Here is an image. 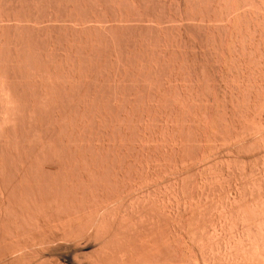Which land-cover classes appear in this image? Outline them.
<instances>
[{
    "label": "bare ground",
    "instance_id": "obj_1",
    "mask_svg": "<svg viewBox=\"0 0 264 264\" xmlns=\"http://www.w3.org/2000/svg\"><path fill=\"white\" fill-rule=\"evenodd\" d=\"M29 1L31 2L32 7L34 6V9L32 8V10H34V11H32V12H34V14L36 12H40V14H41V12H45V9L50 7V5H49L50 2H49V4H47V3H45L46 0H0V146H1L0 150L2 149L1 152H3L5 154V156L2 157L4 154L0 153L1 154L0 155V158H1L0 159V252H2V253H0V255H2L4 252L5 256L7 254H10L11 256L15 255L16 256L15 258H18L17 255H19V253H21L22 250H23L22 253H24V251H25L24 249L28 245V243H30L31 241L38 240V239L40 240L41 237L46 235L52 229L53 230L54 229L57 230L59 228L64 229L63 227H65V226H70V228H71L72 225H74L73 223H76V222L78 223L79 221L84 222L83 219L86 218V220H87V217H90L91 219H93L94 215H95L94 220L96 222H99V221H97L99 219L96 220L99 213L102 212V209H104L103 211H105V209H106V208H104L105 206H107V208H108L109 204L112 205V202L113 203L115 202L113 200L117 201V199L124 197V194L126 192L131 193L133 190L135 191L136 188H138L140 185H143L144 183L147 184V182L149 183L150 181H153L154 179H156V177H155L152 180L153 176H157V175H159V173L164 172V170L169 169L171 167L170 165H172V163H174V164H176V162L179 163L178 160L180 158H182L183 156L189 158V157H191V155L193 156V154H194L195 155L194 157H197L196 155L204 153L203 151H205V147H207L204 145V142H205L204 137H206V138H213L214 137L213 139H215L216 143H217V142H219L218 138H219L220 134L221 133L224 134V131H225L224 135H226V137L224 135H223L224 137H222V135H221L220 140H221V138H226V139L228 138V140H230V139L234 140L236 137L238 138L241 136L240 134L243 133L241 131H244V130L248 131V129H250V126L247 127L245 124H246V122H249L251 120V118L254 120V122L257 121L258 119L261 121L263 120L262 118H258V116H256L257 114H255L254 112L256 109V101L259 98L264 97V0H205L206 4L203 6L204 7L203 9H202V7L200 9V5L202 4L201 2L203 0L202 1L201 0H55L58 2V4H55L56 2L53 3V1L51 0L52 5L55 4L56 6L54 5V6H51L49 8V9H51V8L54 9V10L51 9L52 11L48 9L49 10L48 12L51 13L50 15L55 16L57 18V17H59L57 15H59V13H60V12L58 13V11H60V8L61 9L63 8L62 11L65 10V8H66L65 11L67 13L65 11L64 12L66 13L67 18L65 17L66 19H64V21L66 20V23H70L69 22V20H70L72 24L74 23L73 25L72 24L66 25V27H64L62 25V28H64L66 30L65 33L69 36V38H68V36L65 35L66 36L65 38H67V39H65L64 37L62 38V39L68 40V41H65L63 44L61 42H59L60 40H58V39H60V38H57V35H54L55 29L59 26L56 25V27H55L53 25L50 26V24H49V26L38 27L39 23L44 22V21L39 22V20H41L40 15H39V17L38 16L34 17V15H32V12H30L31 15L28 14L29 15V19H28L27 15H26V17H22V16H20L21 15V13H20L19 16H17L18 14L17 15L14 14L17 17H15L13 15V18H11L12 14L6 12V11H9L11 9L13 11H16V10H19L21 7H26V4H24V6H22V5H23V3H27V2L29 3ZM43 3L47 4L45 6L46 8L44 7ZM61 3H65V4L61 5ZM29 5H30V3H29ZM29 5L27 4L28 7H29ZM31 5H30V7H31ZM28 7H26L27 10L30 8V7L29 8ZM189 7H192V8L194 7L193 9H195V10H196V8L199 7V9H198L199 15H197V17L198 18H199V16L201 17V19L203 20L201 22H204V18H206V17H208V19L210 17L211 18L210 21L212 22V17L216 16V15L218 16V18H217V16L214 18V20H216V18H217V20L214 21V23L216 22V23H218V25H214V24L212 25L213 22L211 23L209 20L208 21L210 22V24L207 25V23H205L207 21L205 20L204 23L206 25L201 23L202 25H198L197 28L199 26H201V28H203L207 32L208 31L210 32L209 33L210 38L212 36V38H213L212 40L215 43V51L217 52V53H215V51H214V55H215V57L218 55V57L220 59L219 65L223 64V66H221V67L228 69V70L225 69V71L231 72V70H232V73H233V70H234L236 72L235 76H232L230 73L231 77H235V79L233 81V86L229 87L228 90H225L223 88V90L220 91L222 93L220 95V96H222V99H221L222 101H220V98L217 97L218 94L217 95L214 94V97L216 96L219 99V101L217 100L218 103L221 102L220 103L221 104L220 105L221 110H219L221 112L220 113L221 116L219 115L220 118H218L220 121L216 119V122L218 121L220 123V125L218 122H217L218 123V125H217L214 122V118L212 120V117L210 116L211 114L209 111V103H210L209 101L207 102L205 100L207 102V105L205 104L204 111L203 112L201 111L202 113L200 112L201 108L197 109V106L200 104V100H201L200 99L201 93L199 94V92H201L200 88H202V87H200L201 86L200 85V79H201L200 75L202 76L205 74H201L203 71L201 70L202 67L200 68V66H201L200 65V57H201L200 56V54H201L200 53V44L199 43L198 44L197 43H191L194 40H192V41L190 40L191 39L190 34L188 36L187 30H189V29H186L187 26L186 27L182 26L186 20L183 22V24L180 23V25H178V26H177V24H176V26L173 25V28L176 32V35L170 34L171 36L168 34V29H167V31H165L164 27L161 29V27H159V26L157 28L155 25L154 26L152 25V23L154 22L152 16H154V15L160 16V17L154 16L157 19H159V18L160 19L165 18L164 20L168 19L167 22L169 21V23H170L171 19H173L172 20L173 22L171 21L172 24L179 23L180 19L178 21H176L178 18H181L183 16V14H185L187 16V15H189V12H191V11L188 12ZM253 7L254 8L258 7V10H255V9L252 10ZM8 8H11V9L8 10ZM86 9L87 10L89 9V11L87 12ZM21 10H19V12ZM23 10H25V8ZM80 10H83V11H80ZM84 11H85V13H84ZM80 12L81 13L83 12V13L80 15ZM131 12H135L136 13L135 15H137V16L139 15L138 17H140V21H138L140 23H139V25L137 24L139 26L137 30H135V28L137 26H132L131 24L127 25L124 23L126 20H127V22L129 20H131L129 18H132V17H128L129 14H130V16H131V14L133 15V13H131ZM192 12H194V10ZM46 13H47V10H46L45 14ZM158 13H160V14H158ZM9 14H10V16H9ZM83 14L86 16H88L90 14L88 16V18L90 17V19H88ZM193 14L194 13H191L192 16H193ZM82 15L84 18L82 17ZM195 15L196 14H194L193 17L191 16L193 21H194V18H196ZM30 16H32V17H30ZM48 16H49V14H48ZM51 16H49L48 18L52 20ZM75 16L77 17V19H79L80 17H81V20H82V18L85 19V22H84V20H82L83 23L81 20L75 21L76 20ZM110 16L113 19V20L111 19L113 24H111V25L109 24V26H108V24H106V21H107V23L111 22L108 20V19H110ZM125 16H127L128 19ZM144 16H146V17H144ZM147 16L149 18L152 17V19H151L152 21L150 19H147L148 21H145V18H148ZM18 17H22V18H24V20L23 19H22L23 21L19 20L21 18H18ZM41 17H42V20L47 18V17L43 18V16H41ZM55 17H53V18H55ZM68 17L73 18V19H70ZM107 17H109V18H107ZM119 17L122 18V20H120V23H122L123 25H119V22H117V20H118L117 18H119ZM188 17L189 16H187V18ZM30 18H34L35 19V20L33 19L34 21L38 20L37 22L33 21L34 24L35 23H37V24H35V25L29 24V23L26 24V22H28V21L30 22ZM59 18H62V15ZM74 18H75V20H74ZM91 18H92V20H91ZM93 18L95 21L93 20ZM114 18H116L117 20H115ZM182 18L184 19V17H182ZM105 19H106V21H105ZM157 19L155 20V23H153V24H156V22L160 24V21H162V20H157ZM183 19L180 21L182 22ZM197 19H195V21ZM86 20H88V21L90 20L89 23H91V21H92V24L84 27L86 25L85 23H87ZM114 20L117 22L116 23L117 25L114 23L115 22ZM99 21L101 23H98ZM122 21H124V22H122ZM142 21H145V23L148 22V24L146 23L147 24L146 25L143 23L144 24L143 25L141 23ZM149 21H151V23ZM221 21H224L225 23L223 22L224 23L223 24ZM20 22H23L25 24H22ZM78 22L81 23L80 26L84 24L83 27L81 26L82 28L78 27V25H79ZM240 22H241V24H240ZM75 23H76V25H75ZM93 23L96 25L92 26ZM135 23H137V21ZM219 23H221L222 25ZM185 24H186V22H185ZM74 26H76V27H74ZM88 26H90V27H88ZM160 26H161V24H160ZM62 28H61V30L63 31L64 29H62ZM165 28H168V27H165ZM58 29H56V30H58ZM125 30H126V32L129 30H132V32H134L135 35H133L132 32L129 31L132 34V36H131L132 39L131 38L128 39V40H131L130 42L127 40L128 43L126 44V46L129 43L130 44L127 47L128 49L127 50L125 49V51H124V49H122V47L120 46V43L122 44L123 41L122 42L119 41V39H120L119 36L121 35L120 34L121 31H123L122 33H124ZM151 31H156V32H152V33H155V34L157 33L156 35H158V36L155 35L158 38L154 39V43H152L153 41H150L152 39L149 38V36H150L149 34L152 35ZM189 31H191V30H189ZM34 32L37 33L38 35L37 34L36 35L39 37H37ZM129 32H128V34H129ZM59 33H61V32L59 31ZM174 33H172V34H174ZM193 33H195V32H193ZM197 33H200V30ZM29 34H31V37H29L30 36ZM56 34H58V33H56ZM32 35L36 36L38 39H41V43H42L41 47L38 44H36L38 46H36V45L34 46V44L36 42L39 43L40 41L34 42V37H32ZM129 35H127V33L125 35V33H124V35L122 36V40H123V38H125V36H127V38H129L130 37ZM93 36H96L98 38L95 37V39H92V38H94ZM197 36H200V34H198ZM193 37H195V36H193ZM35 40H36V38H35ZM115 40H117L119 42V44ZM62 41H64V40H62ZM96 41H97V43H96ZM114 41L116 42V44H114L115 43ZM131 42L133 44L134 43L135 44L130 47V45H132ZM197 42H200V41H197ZM117 46H120V47L117 48ZM208 49H210V48H208ZM205 56H207V55H205ZM218 57H216V58L218 59ZM251 57H253V58H251ZM83 58L85 60H83ZM57 59H59V63H58ZM86 59L89 61L88 66H87V64H84V63L88 62ZM249 59L250 60L252 59L251 60L252 62L254 60L257 61V62L254 61V63L255 62L258 63V65H257L258 67L255 66L256 68L255 67L253 68V70L256 69L255 71H253V70L247 71V69H249L248 66H247V68H246V66H244V64L247 65L245 62H247ZM93 60H94V62H93ZM54 61H55V64H54ZM85 61H87V62H85ZM99 61L101 64L104 61L106 68H104L105 65H104V67L102 65H98L97 63H99ZM106 62H108L109 65H107L108 63H106ZM221 62H222V64H221ZM56 63H58V66H60V68L56 65ZM216 63H217V61H216ZM247 63H249V61ZM256 63H255V65H256ZM93 65H95V66H93ZM251 65H250V68H251ZM56 66L58 67V69L56 68ZM82 67H84V68H82ZM95 67H96V69H94ZM221 67L219 66L220 69H221ZM223 72H224V70H223ZM225 74H226V72H225ZM219 75H223V74H219ZM227 75L228 74H226L224 76H227ZM230 76L228 77L229 79L231 78ZM224 79H225V77H224ZM227 82H228V80H227ZM215 83L216 82H214V84ZM227 85L230 86V84H227ZM227 85H226V87H227ZM216 86H218V84H216ZM213 87H215V86H213ZM209 89L211 92V88H209ZM229 94H231V96L234 97L236 99V101L238 100L237 102L241 101L240 102L241 105H240V107H238L239 112H237V110H236V105H233L234 102H233V104H231L232 101H230V100H232V99L230 98L231 96ZM107 95H112L113 99H110V101H109L108 99L111 96L106 99ZM203 95H204V92H203ZM203 95H202V97H203ZM30 96H33V97L31 98ZM30 98L32 99V102H31ZM203 98H205V97H203ZM99 100L100 101L102 100L101 103H103V104L98 102ZM114 100L118 101V104L115 106V108L113 105L109 104L111 101L113 102ZM140 102H143L142 106H139ZM198 102H199V104H198ZM4 103L6 106L4 105ZM66 103L69 105H67ZM97 103H100L101 105H104V106L101 107L100 104H97ZM39 104H42V106L45 107V111H44V107H42L40 109L41 106ZM64 104H66V106ZM186 104L189 107L193 108L194 112H192V115L188 113L189 116H186L187 117V118L185 117L186 119L183 118L184 124L180 128L177 127L178 129H174V128H176L174 126L173 130L171 131V129L169 128V124L166 125V122H169V121H171V119H173L171 123H175L176 121L178 123L180 118H182V116H183V111H185L184 109H182L183 107H181V106L185 105L187 107ZM193 104L196 105V107ZM71 105H73V107ZM192 106H194V107H192ZM112 107L114 108V110L116 109V111H114L115 113L112 112V110H113ZM109 108H110V110H109ZM263 109H264V106H263ZM188 112H189V110H188ZM238 113H239V115H238ZM42 114H44L43 116H45V117L47 116V118L45 119V122L47 119H48L47 121H49V122H47L49 125H47V123H46L47 127H45V122L41 120V118L42 119H44V118L43 117L40 118V116H42ZM68 114H69V116H68L69 118L67 117V119H66V116ZM37 115L39 117H37ZM36 118L40 119L42 122H38L40 120L37 121ZM98 118H100L101 120L96 121ZM244 118H247V120H249V119L250 120L246 121ZM174 119L175 120L177 119V120L174 121ZM243 119L246 121L245 123H243V121H241ZM36 121H37V123H39V125H37ZM40 123H41V125H40ZM42 123H44V126H42ZM212 124H214V125H212ZM215 124L219 127H217ZM247 125H248V123H247ZM212 126L214 127V129H215V127H216V129L220 128L221 133H218L219 129H217V130L215 129V131H214ZM244 126L246 127V129ZM255 127H256V125H255ZM255 127H254V129H257ZM222 129H223V131H222ZM263 129H264V126H263ZM163 130L164 131L167 130V132L169 131L168 136H167L166 132H163V134H165V138L168 142H169V140L171 142L172 141L174 142L175 141L174 138H176L175 137L176 134L181 133L184 135V133H185L186 134L185 137L183 136V139L184 138L185 139L182 140L184 142H182V146H181V147H183V146H185V147H183V149H180L181 147L179 148L178 145H176L177 147L175 146V144H173L174 146H172L171 142H170V144H165V143H168L167 141L164 142V144H165V146H167V148L169 145H171L172 147L170 148V150L167 149L166 147H164L163 143L162 144L158 143L157 145L155 144L152 146L151 143L156 141V137L158 135H160L158 133L162 134ZM175 130L177 133L175 132ZM200 131H201V134H200ZM246 131H244V132H246ZM65 132H66V135L64 134ZM211 132L213 133L212 135H211ZM256 132H257V130H256ZM57 133H59V135ZM55 134H56V136L58 135L59 137H62V139L61 138L59 139L62 143L57 142L59 140H56V138H54ZM60 134H63V135L61 136ZM187 134H189L190 138L187 136ZM208 134L211 135V137L210 136L208 137ZM259 135H260V133H259ZM24 136H26V137H24ZM65 136H67V137L65 138ZM27 137H29V138H27ZM165 138H163V139L165 140ZM178 138H177V140H178ZM186 138L188 141H186ZM237 138H236V140L239 139V138L238 139ZM28 139H29V141H28ZM189 139L192 142V143L190 142L191 144L189 143V141H190ZM226 139H224V140H226ZM25 140L29 143L26 144L27 142ZM210 141H212V140L210 139ZM213 142H214V140H213ZM238 142H239V140H238ZM255 142H257V141H255ZM183 143L184 144L188 143V146H186L187 144L183 145ZM209 143H208V145H209ZM226 144H227V142H226ZM3 147H4V149H3ZM187 147H190V148L187 149ZM165 148L167 151L168 150L169 151L163 152V151H165ZM203 148H204V150L202 151ZM162 149H164V150H162ZM182 152L184 154H180ZM215 152H216V150H215ZM7 153L10 155H8ZM166 154H168V156ZM178 154H180L181 157ZM12 155L14 156L13 158L11 157ZM187 155H189V156H187ZM216 155H218V154H216ZM7 156H9L10 158L9 157L7 158ZM177 157H179V159ZM9 159L12 161L14 160V161L11 162ZM185 159L183 157V161ZM214 159H213V161H214ZM173 160H176V162H173ZM38 161H39V163H38ZM5 162H6V164H5ZM181 162H182V160H181ZM37 163H38V165H37ZM56 164H58L59 167ZM53 165L54 166L56 165L60 170V173H56V172L55 173L58 175L62 174V176H64L63 178H59V176H57V177L53 176V171L51 172L49 170L50 168L52 169ZM12 170L14 171V173ZM198 170H199V168H198ZM166 173L168 174V172H166ZM177 175H178V173H177ZM163 176H164V174H163ZM172 176H173V174H172ZM203 176H205V175H203ZM176 179H177V177H176ZM196 180H198V179L196 178ZM156 182H157V180H156ZM170 184H171V182H170ZM228 185H229V183H228ZM147 186H148V184H147ZM164 187H166V185H164ZM262 187H263V185H262ZM137 192H139V191H137ZM157 192H159V191H157ZM185 193H184V195H185ZM121 195H123V196H121ZM132 195H134V194H132ZM119 196H120V198H119ZM156 196H157V194H156ZM159 196H160V194H159ZM189 196H190V194H189ZM148 197H150V196H148ZM115 198H117V199H115ZM162 198H164V197H162ZM244 198H246V197H244ZM254 198H256V197H254ZM187 199H190V198H187ZM122 200H124V199H122ZM193 200H194V198H193ZM234 200H232V201H234ZM156 201H158V200H156ZM146 202H147V200H146ZM154 202H155V200H154ZM169 202H170V200H169ZM192 202H194V201H192ZM234 202H236V200ZM259 202H260V200H259ZM158 203H159V201H158ZM171 203H170V205H173V203L172 204ZM141 204H142V202H141ZM149 205H151V203ZM156 205H158V204H156ZM156 205H155V207H156ZM162 205H163V203H162ZM184 205H185V202H184ZM235 205H237V204H235ZM155 207H154V211L157 209ZM160 207H161V205H160ZM168 207H169V205H168ZM176 207H178V206H176ZM216 207H219V206H216ZM145 208H147V207H145ZM162 208H160V210H159L161 213H162V211H166V210H170V212L175 211V210L171 211V209H173L172 207L170 209H167V207L165 206L164 210ZM180 208H181V206L179 205L178 209H180ZM195 208H197V207H195ZM228 208H229V206H228ZM113 209H115V208H113ZM117 209H119V208H117ZM125 209H126V207H125ZM183 209H186V207L184 208V206H183ZM133 210H135V209H133ZM133 210H131V211H133ZM180 211L182 212V210H180ZM108 212H109V210H108ZM140 212H138V213H140ZM176 212H179V211L176 210ZM142 213H143V211H142ZM158 213H157V215L160 216V218L163 221V223L160 224L162 227H160L159 224L158 225L155 224V226L157 225L158 227L161 228V229H159L157 227V232H156V227L154 228V226H153L154 224H151L152 226L151 225L150 226L155 229V230L153 229L155 232L151 231L152 234L150 233V235H154V233H155V235H157V239L159 241V244L156 243V247L159 250L155 249L156 252H154V251L152 252V250H151L150 251V252H152L151 254L149 252V254L147 253L146 255H142L141 258L137 257V259H139V262L137 261V263L138 264H194V262H196V261H193V259H191V258L195 257L196 255L194 254L193 257L191 256L193 254L188 255V253H187L188 247L186 248V246H182V249H180L181 247H177L176 244L174 245L172 243H169L170 238L168 235L170 233L167 231V229L170 226L167 227L168 226L167 221L169 222V221H171V219L166 220V218H165L166 213H163L160 215ZM198 213H200V212H198ZM187 214H188V212H187ZM148 215H150V214L148 213ZM168 216H170V214ZM202 217H204V216H202ZM124 218H126V217H124ZM168 218H170V217H168ZM147 219H149V217ZM153 219L154 220L151 219V221H153V223H154L155 218H153ZM157 219H156V222H158ZM161 219L159 220L158 223H160ZM94 220H92V222L90 220L91 224L93 222H95ZM257 221H258V219H257ZM81 222H79V223H81ZM96 222L91 225L88 221L89 227L90 226L92 227L93 225L95 226ZM102 222H100V223H102ZM84 223H86V222H84ZM100 223H99V225H97L98 223L96 225L99 227ZM147 224H148V222H147ZM174 224H176V223H174ZM87 225L88 224H86V226H85V224H83V227L85 226L84 229L81 226V228L83 229V232L85 231V229H87ZM107 225H109V224H107ZM141 225H143L142 222H141ZM97 226H96V228L99 229ZM125 226H126V224H125ZM183 226H184V224H183ZM222 226H223V224H222ZM79 227L80 226H78V228ZM121 227H123V226H121ZM130 227H131V225H130ZM192 227H190V228H192ZM199 227H200V225H199ZM70 228H68V229L70 230ZM90 228H88L87 230H90ZM68 229H66V230L68 231ZM82 229H80V230H82ZM125 229L126 228H124L123 230L125 231ZM145 229H148V228L146 227ZM250 229H251V227H250ZM263 229H264V226H263ZM87 230L83 234H85V233L87 234L88 232H90V231L87 232ZM149 230H152V229L149 228ZM149 230H146V231H149ZM168 230H170V229H168ZM63 232H66V231L64 230ZM158 232H160L159 235L156 234ZM263 232L264 231L261 230V234ZM51 233H53V232L51 231ZM116 234H118V233H116ZM191 235H193V234H191ZM239 235H241V234H239ZM79 236H80V234H79ZM86 236L84 235V237H86ZM185 236H186V234H185ZM254 236L256 237V235H254ZM261 236L263 238V235H261ZM102 238L104 239V237H102ZM168 238H169V241H168ZM262 238H260V239H262ZM150 239H151V241L150 240L149 241L152 243H153L152 240L153 239L155 240V238H152V236ZM241 239L242 238H239V240H241ZM250 239L251 238H249L248 240H250ZM252 239H253V236H252ZM258 240L259 239H257L256 241L258 242ZM149 241L146 242L145 244L148 245L147 243H149ZM252 241L253 240H251L250 242H252ZM263 241H264V239L262 240V245L264 244ZM115 242H117V241H115ZM193 242L191 241V244ZM142 243H144V242L142 241ZM179 243H181V242H179ZM182 243L185 244V239H184V242H182ZM243 243H245V242H243ZM259 243H261V241ZM79 244H81V241ZM171 244L174 246H172ZM249 244H251V243H249ZM249 244H247V245H249ZM252 244H256V243L252 242ZM150 245H151V243L149 244V247H150ZM154 245H155V242H154ZM157 245H159L160 248ZM177 245L179 246V244H177ZM259 245L258 246L256 245L258 247V249H257V247H256V249L254 248L255 245L251 246V248H253L252 250H255L254 253L252 252V254L256 253V255H254L255 257L258 256L259 253L262 254V256L259 255L260 258L259 257H257V258L261 260V257H262V259H263L262 264H264L263 263L264 262V254H263L264 251L258 253L259 249L261 250V247H262L264 250V247L260 245V248H259ZM120 246H123V245L121 244ZM141 247H142V244H141ZM245 247H247V246H245ZM245 247L243 249H247ZM185 248L187 250H184ZM113 249H114V246H113ZM233 249H231V250H233ZM249 249H247L248 251L242 250V249L241 250L244 253L247 251L246 254L249 252V255H250L251 253H250ZM117 250H119V249H117ZM134 250L137 251L138 248H137V250H136V248ZM228 250H230V249H228ZM108 251L109 250H107V252ZM122 251H124V249ZM238 251H237V253H238ZM125 252H127V250ZM103 253L106 255L105 252H103ZM132 253H135V252H132ZM244 253H242V254L244 255ZM129 256H126V257L128 258ZM189 256H191V258ZM246 256H245V260H246ZM114 257H116V256H114ZM119 257H122V256H119ZM197 257L195 258V260L197 259L198 260L197 262H199L200 257L199 258H197ZM230 257H231V255H230ZM12 258H14V257H12ZM104 258H105V256H104ZM252 258H253V256H252ZM131 259H133V258H131ZM232 259H233V257H232ZM103 260H105V259H103ZM73 261H75V259ZM88 261H90V260H88ZM100 261H101V259L99 260L98 264H100ZM117 261L119 262V260H117ZM94 262L92 261V264ZM114 262H116V260ZM9 263H10V261H9ZM14 263H15V261H14ZM241 263H237V264H241ZM197 264H199V263H197ZM259 264H261V261Z\"/></svg>",
    "mask_w": 264,
    "mask_h": 264
},
{
    "label": "rangeland",
    "instance_id": "obj_2",
    "mask_svg": "<svg viewBox=\"0 0 264 264\" xmlns=\"http://www.w3.org/2000/svg\"><path fill=\"white\" fill-rule=\"evenodd\" d=\"M48 1V2H47ZM53 1V3H55V4H58V2L57 1H55V0H52ZM202 1V0H201ZM200 1V2H201ZM204 1V2H203ZM201 3V5H200V9H201V7H202V9L204 8L203 6L206 4L205 2V0H203ZM49 2H50V4H49ZM29 3H30V5H31V2L29 1ZM29 3L27 2V3H23V5L22 6H24V4H26V7H28L27 6V4L29 5ZM45 3H47V4H49L50 5V7L51 6H54V5H52V3H51V0L49 1V0H46V2ZM45 3H43L44 4V7L47 5V4H45ZM64 5L65 3H61V5ZM30 5H29V7H30ZM56 6V5H55ZM197 6V5H196ZM195 6V7H196ZM26 7H21L19 10H21L22 8L24 9L25 8V10H21L20 12H19V10H16V11H13L11 8H8V10L9 9H11V10H9V11H6L7 13H10V14H12V16H11V18H13V15L15 14V15H17V16H19L20 15V13H21V15L20 16H22V17H26V15H27V18L29 19V15H31V13L30 12H32V11H34V10H32V8L34 9V6L32 7V5H31V9L29 8L28 10L26 9ZM48 7V6H47ZM50 7H48L47 9H45V12H46V10H47V13L45 14V12H41V14H40V12H36L35 14H34V12H32V15H34V17L35 16H38L39 17V15H40V19L41 20H39V22H43V23H39V25H38V27H42V26H49V24H50V26L51 25H53V26H55L56 27V25L57 26H59V27H57L56 29H58V30H56L55 29V33H54V35H57V38H60V39H58V40H60L59 42H61L62 44L65 42V41H68V40H65V39H67V38H65L66 36L65 35H67L65 32H66V30L64 29V28H62V25L64 26V27H66V25H71L72 23H71V21L69 20V22L70 23H66V20L64 21V19H66L67 17H66V8H65V10H63L62 11V9L60 8V11H58V13H59V15H57V16H61L62 15V18H59V17H55V16H51L50 14L51 13H49L48 11L49 10H51V9H49ZM192 7H189V9H188V12L189 11H191V12H189V15H187V16H189L188 18H187V16L185 15V14H183V16L182 17H184V19H183V21L181 22L180 20H182L181 18H178L176 21H178L179 19V23H175V24H172L171 23V21L173 20V19H171V21H170V23H169V21L167 22V20H164L163 18L162 19H157V18H155L157 15H154V16H152L153 17V23H155V20L157 19V20H162V21H160V24H161V26H160V24L159 23H157L156 22V24H153L152 23V25L154 26H156L157 28H158V26L159 27H161V29L164 27V29H165V31H167V29H168V34L170 35H176V32H175V30H174V28H173V25L174 26H176V24H177V26L178 25H180V23H182L183 24V22L185 21L186 22V24H185V22H184V24L182 25V26H187L186 27V29H189V30H191V31H189V30H187V33H188V36H189V34H190V36H191V41L192 40H194V41H192L191 43H199L200 44V53L203 55H201L200 54V68H201V70L203 71L201 74H205V75H200V77H201V79H200V87H202V88H200V90H201V92H199V94L201 95L200 96V104H199V102H198V104L200 105H198L197 106V109H199V108H201L200 109V112L202 111H204V108H205V104L207 105V102L209 101L210 103H209V111H210V116L212 117V120H213V118H214V122L218 125V123L216 122V119L217 120H219L218 118H220L219 117V115L221 116V112L219 111V110H221L220 109V103L221 102H219L218 103V101H219V99L217 98V97H219L220 98V101H222L221 99H222V96H220L222 93L220 92L221 90H223V88L225 89V90H228L229 89V87H231V86H233V81H234V79H235V77H231L230 76V73H231V75L232 76H235V74H236V72L233 70V73H232V70H231V72H228V71H225V69L226 70H228L227 68H224V67H221V66H223V64H222V62H221V64L222 65H219L220 64V59H219V57H218V55L216 56V57H218V59L215 57V55H214V51H215V43H214V41L212 40L213 38H212V36H211V38H210V32L208 31H206V30H204L203 28H201V26H199L198 28H197V26L198 25H202L201 23H203V24H205V23H207V25H209L210 24V20H211V18L209 17V19H208V17H206V18H204V22H205V20L207 21V22H201V21H203L202 19H201V17L199 16V18L197 17V15H199V11H198V9H199V7L198 8H196V10L195 9H193L194 10V12H192L193 10L191 9ZM257 8V9H256ZM49 9V10H48ZM56 9V8H55ZM258 10V7H253V9L252 10ZM31 10V11H30ZM52 10H54V9H52ZM51 10V11H52ZM84 10V9H83ZM83 10H80V11H83ZM87 10V9H86ZM26 11V12H25ZM66 13H65V12ZM89 11V9L87 10V12ZM14 12V13H13ZM29 12V13H28ZM86 12V13H87ZM165 12V11H164ZM257 12V11H256ZM261 12V11H260ZM38 13V14H37ZM64 15H63V14ZM78 13V12H77ZM83 13V12H82ZM81 12H80V15L82 14ZM84 13H85V11H84ZM131 13H133V15L131 14V16H130V14H129V16L128 17H132V18H129V19H131V20H129L128 22H127V20L124 22V21H122V22H124L125 24H131L132 26H137L136 28H135V30H137L138 29V25H139V23L140 22H138V21H140V17H138L137 15H135L136 13L135 12H131ZM191 13H194V14H196L195 16H196V18H194V21H193V19H192V17L194 16V14H193V16L191 15ZM198 13V14H197ZM262 13V12H261ZM6 14V13H5ZM4 14V15H5ZM10 14H9V16H10ZM29 14V15H28ZM45 16H44V15ZM48 14H49V16H51V18H52V20L51 19H49L48 17ZM79 14V13H78ZM91 14V13H90ZM89 14V15H90ZM115 14V13H114ZM158 14H160V13H158ZM167 14V13H166ZM263 14V13H262ZM14 15V16H15ZM76 15V14H75ZM84 15V14H83ZM83 15H82V17H83ZM88 15V16H89ZM8 16V15H7ZM17 16H15V17H17ZM41 16H43V18L44 17H47V18H45V19H43L42 20V17ZM64 16V17H63ZM84 16H86V15H84ZM88 16H86L87 18H88ZM92 16V15H91ZM112 16V15H111ZM111 16H110V19H108L109 21H111L110 23L108 22L107 23V21H106V19H105V21H106V24H108V26H109V24L111 25V24H113L112 23V18H111ZM117 16V15H116ZM127 16H125V17H127ZM137 16V17H136ZM186 16V17H185ZM192 16V17H191ZM217 16V15H216ZM216 16H211L212 17V25L214 24V25H218V23H214V21H216L217 20V18H218V16H217V18H216V20H214V18L216 17ZM22 17H18V18H21V19H19V20H24V18H22ZM30 17H32V16H30ZM53 17H55V18H53ZM66 17V18H65ZM76 17V16H75ZM80 17V16H79ZM113 17V16H112ZM128 17H127V19H128ZM135 17V18H134ZM144 17H146V16H144ZM148 17V16H147ZM152 17L151 18H145V21H148L147 19H152ZM157 17H160V16H157ZM68 18H70V17H68ZM84 18V17H83ZM82 18V20H84V22H85V19H83ZM107 18H109V17H107ZM120 18V17H119ZM114 18L115 20H117V22H119V25H123L122 23H120V20H122V18ZM134 18V19H133ZM137 18V19H136ZM187 18V19H186ZM198 18V19H197ZM34 18H30V22L28 21V22H26V24L27 23H29V24H33V25H35V24H37V23H35L34 24V22H37V21H34L33 20ZM39 19V18H38ZM57 19V20H56ZM70 19H73V18H70ZM88 19H90V17L88 18ZM112 19V20H111ZM142 19V18H141ZM144 19V18H143ZM175 19V18H174ZM195 19H197L196 21H195ZM201 19V20H200ZM221 19V18H220ZM22 20V21H23ZM47 20V21H46ZM74 20H75V18H74ZM73 20V21H74ZM79 20H81V17L79 18V19H77V17H76V20L75 21H79ZM81 20V21H82ZM91 20H92V18H91ZM93 20H94V18H93ZM114 20V21H115ZM200 20V21H199ZM210 22H209V21ZM223 20V19H222ZM34 21V22H33ZM46 21V22H45ZM90 21V20H89ZM89 21L88 20H86V22L88 23H85L86 25L84 26V27H86L87 25H90V24H92V21H91V23H89ZM95 21V20H94ZM132 21V22H131ZM137 21V23H135ZM145 21H142L141 23L143 24H148V22H146L145 23ZM152 21V20H151ZM151 21H149L150 23H151ZM165 21V22H164ZM15 22V21H14ZM58 22V23H57ZM64 22V23H63ZM68 22V21H67ZM116 21L114 22L115 24L117 23ZM127 22V23H126ZM131 22V23H130ZM134 22V23H133ZM173 22V21H172ZM220 22V21H219ZM222 23L224 22V21H221ZM13 23V22H12ZM20 23H22V24H25V23H23V22H20ZM48 23V24H47ZM53 23V24H52ZM63 23V24H62ZM79 23V25H78V27L79 28H82L83 27V25H81L80 26V22H78ZM82 23H83V21H82ZM97 23V22H96ZM98 23H101L100 21L98 22ZM164 23V24H163ZM200 23V24H199ZM225 23V22H224ZM223 23V24H224ZM65 24V25H64ZM74 24V23H73ZM72 24V25H73ZM114 24V25H115ZM124 24V25H125ZM138 24V25H137ZM143 24V25H144ZM146 24V25H147ZM158 24V25H157ZM169 24V25H168ZM189 26H188V25ZM219 24H221V23H219ZM240 24H241V22H240ZM245 24V23H244ZM41 25V26H40ZM75 25H76V23H75ZM96 24H94L93 23V25L92 26H95ZM101 25V24H100ZM103 25V24H102ZM117 25V24H116ZM206 25V24H205ZM222 25V24H221ZM37 26V25H36ZM99 26V25H98ZM193 26V27H192ZM74 27H76V26H74ZM88 27H90V26H88ZM165 27H168V28H165ZM189 27V28H188ZM195 27V28H194ZM61 28L62 29H64L63 31L61 30ZM170 28V29H169ZM193 28V29H192ZM174 31H173V30ZM198 29V30H197ZM203 29V30H202ZM140 30V29H139ZM199 30H200V33H197V32H199ZM58 31V32H57ZM59 31L61 32V33H59ZM130 32H132V30H129ZM129 31H127L126 32V30L124 31V33H125V35H126V33H127V35H129L128 37L129 38H127V36H125V38H123V40H122V36L124 35V33H122L123 31H121V37L119 36V41L120 42H122L123 41V43L121 44L120 43V46L122 47V49H124V51H125V49L127 50L128 48V45L130 44H128L127 46H126V44L128 43L127 42V40L128 39H130L131 38V36H132V34L133 35H135L134 34V32H132V34L129 32ZM128 32H129V34H128ZM152 32H156V31H151V33ZM175 32V33H174ZM191 32V33H190ZM193 32H195V33H193ZM35 33V32H34ZM56 33H58V34H56ZM65 33V34H64ZM92 33V32H91ZM172 33H174V34H172ZM194 35H193V34ZM32 34V33H31ZM31 34H29L30 36L29 37H31ZM37 33H35V35H36ZM63 34V35H62ZM123 34V35H122ZM157 34V33H156ZM155 33H152V35L151 34H149L148 36H149V38L150 39H152V40H150V41H153L152 43H154V39H156V38H158V37H156V36H158V35H156ZM198 34H200V36H197ZM28 35V34H27ZM34 35V34H33ZM32 35V37H34V42H36V41H40L39 43H35L34 44V46L36 45V44H38L40 47H41V45H42V43H41V39H38L37 37H39V36H33ZM156 35V36H155ZM170 35V36H171ZM61 36V37H60ZM68 36V35H67ZM91 36V35H90ZM193 36H195V37H193ZM65 38V39H62V38ZM94 38H92V39H95V37L96 36H93ZM197 37V38H196ZM199 37V38H198ZM35 38H36V40H35ZM68 38H69V36H68ZM96 38H98V37H96ZM33 39V38H32ZM31 39V40H32ZM132 39V38H131ZM137 39V38H136ZM196 39V40H195ZM198 39V40H197ZM62 40H64V41H62ZM126 40V41H125ZM115 41H117V40H115ZM114 41V42H115ZM125 41V42H124ZM129 42L131 41V40H128ZM197 41H200V42H197ZM33 42V43H34ZM118 42V41H117ZM96 43H97V41H96ZM114 44H116V42L114 43ZM118 44H119V42H118ZM131 44L132 45H130V47L131 46H133L134 44L131 42ZM203 44V45H202ZM209 44V45H208ZM214 44V45H213ZM218 44V43H217ZM33 45V44H32ZM38 45H36V46H38ZM123 45V46H122ZM120 46H117V48H119ZM203 46V47H202ZM126 47V48H125ZM129 47V48H130ZM203 48V49H202ZM208 48H210V49H208ZM214 48V49H213ZM207 49V50H206ZM215 53H217L216 51H215ZM205 55H207V56H205ZM216 59H215V58ZM205 58V59H204ZM251 58H253V57H251ZM58 60V63H59V59H57ZM83 60H85L84 58H83ZM87 60V59H86ZM209 60V61H208ZM252 60V59H251ZM250 59L248 60L249 61V63H247V62H245L247 65H245L244 64V66H246V68H247V66H248V68L249 69H247V71L249 70V71H251V70H253V68L256 66V67H258L257 65H258V63H256L257 61L256 60H254V61H256L255 63H256V65H255V63H254V61L252 62ZM56 61V60H55ZM55 61H54V64H55ZM88 61V60H87ZM87 61H85V62H87ZM96 61V60H95ZM215 61V62H214ZM216 61H217V63H216ZM219 61V62H218ZM83 62V61H82ZM93 62H94V60H93ZM252 62V63H251ZM58 63H56V65L58 66ZM61 63V62H60ZM97 63V62H96ZM95 63V64H96ZM106 63H108V62H106ZM202 63V64H201ZM254 63V64H253ZM84 64H87V66H88V64H89V61L87 62V63H84ZM98 65H102L103 67H104V65H105V63H104V61L102 62V64L100 63V61H99V63H97ZM252 64V65H251ZM60 65V64H59ZM107 65H109V63L107 64ZM205 65V66H204ZM250 65H251V68H250ZM254 65V66H253ZM56 66V68L58 69V67L60 68V66H58L57 67ZM85 66V65H84ZM93 66H95V65H93ZM219 66L221 67V69L219 68ZM108 67V66H107ZM214 67V68H213ZM255 67V68H256ZM82 68H84V67H82ZM104 68H106V65H105V67ZM109 68V67H108ZM94 69H96V67L94 68ZM61 70V69H60ZM59 70V71H60ZM84 70V69H83ZM223 70H224V72H223ZM229 70V71H230ZM256 69H254L253 71H255ZM205 71V72H204ZM221 73H220V72ZM201 72V71H200ZM208 72V73H207ZM225 72H226V74H228L227 76H224V75H226L225 74ZM62 73V72H61ZM219 74H223V75H219ZM218 75V76H217ZM206 76V77H205ZM217 76V77H216ZM225 77V79H224V77ZM231 77L230 79L232 80H230L228 77ZM210 77V78H209ZM219 77V78H218ZM223 77V78H222ZM204 80H203V79ZM233 78V79H232ZM221 79V80H220ZM207 80V81H206ZM215 80V81H214ZM225 80V81H224ZM227 80H228V82H227ZM221 81V82H220ZM214 82H216L215 84H214ZM220 82V83H219ZM225 83V84H224ZM232 83V84H231ZM216 84H218V86H216ZM227 84H230V86L229 85H227ZM211 85V86H210ZM226 85H227V87H226ZM209 86V87H208ZM213 86H215V87H213ZM222 86V87H221ZM219 87V88H218ZM209 88H211V92H210V89ZM213 88V89H212ZM218 88V89H217ZM215 89V90H214ZM218 90V91H217ZM216 93H215V92ZM203 92H204V95H203ZM209 92V93H208ZM220 92V93H219ZM211 93V94H210ZM214 94L215 95H217V97L215 96L214 97ZM202 95H203V97H205V98H203L202 97ZM230 96H231V94H229ZM112 97V95H107V97H106V99L107 98H109V97ZM31 98L33 97V96H30ZM109 98L108 100L110 101V99H113V97L112 98ZM30 98V99H31ZM232 100H230V101H232L231 102V104H233V102H234V104L233 105H236V110H237V112H239V108L238 107H240V105H241V101H239V102H237L236 101V99L234 98V97H230ZM229 98V99H230ZM264 97H262V98H259L257 101H256V109H255V114H257L256 116H258V118H262L263 120L261 121V120H257V121H255L254 122V120L251 118V120L249 121V120H247V118H244L246 121H249V122H246L244 119L243 120H241V121H243V123H245L246 122V126L248 127V126H250V129H248V131H246V130H244V131H246V132H244V131H241V132H243L242 134H240L241 136L240 137H236L238 140H239V142H238V140H236V138L233 140V139H230V140H228V138L226 139V138H221V140H220V137H221V135H222V137H226V135H224L225 134V131H224V134L223 133H221V131H220V128H217V129H219L218 131V133H221L220 134V136H219V138H218V140H219V142H217L216 143V140L215 139H213V138H206V137H204V139H205V142H204V145L205 146H207V147H205V151H203L204 150V148L202 149V151L204 152V153H201V154H199V155H196L197 157H194L195 155L193 154V156L191 155V157H185V156H183L184 157V161H183V157L182 158H180L179 159V157H177L178 159V162L179 163H177L176 162V160H173V162H176V164H174V163H172V165H170L169 167L171 168H169V169H166V170H164V172H161V173H159V175H157V176H153L152 177V180H153V178H155L156 177V179H154L153 181H150L149 183L147 182V184H148V186H147V184L146 183H144L143 185H140L138 188L141 190H139L138 188H136V192L133 190H131L130 192L132 193V194H134V195H132L131 193H129V192H126L125 194H124V197H121L122 199H124V200H122L121 198H120V196H119V198L120 199H117V198H115V199H117V201L116 200H113V201H115L114 203L112 202V205L111 204H109L108 205V208H107V206H105L104 208H106L105 209V211H103L104 209H102V212L101 213H99V215H98V217L96 218V220L97 219H99V220H97V221H99V222H96L95 220H94V218H95V215H94V218L93 219H91L90 217H87V220H86V218L85 219H83L84 220V222H86V223H84L83 221L81 222V221H79V222H81V223H73L74 225H72V229L70 228V226H65V227H63L64 229H62V228H59V229H52V230H50L46 235H44L43 237H41L40 238V240L38 239V240H35V241H31L30 243H28V245L25 247V251H24V253H22L23 252V250H22V252L21 253H19V255H17V257L18 258H15L16 256L14 255V256H11L10 254H7L6 256H5V253L3 252V256L2 255H0V264H92V261L94 262L95 260L97 261H95L93 264H98V262H99V260L101 259V261H100V264H136L137 263V261L139 262V259H137V257L139 258H141V256L142 255H146L147 253L149 254V252L152 250V252L154 251V252H156V250L155 249H157V250H159L157 247H156V243H158L159 244V241H158V239H157V235H155V227H156V232H157V225L159 224H161V223H163V221H162V219L160 218V216H158L157 215V213L160 215V214H163V213H166V220H168V219H171V221H167V227H169L168 229H170V230H168L167 229V231L170 233L168 236H169V238H170V242L169 243H172V244H176V246L177 247H181L180 249H182V246H186V248L188 249H184V250H187V253H188V255H191V254H193V255H191L192 257L194 256V254L196 255L195 257H193V258H191V256H189L191 259H193V261H198L197 259L195 260V258L197 257V258H199V262H197V263H199V264H237V263H241V264H259L260 263V261H261V264H262V261H263V259H262V257H261V260L260 259H258L257 257H259L260 258V256L259 255H261L262 256V254H260L259 252H263L264 250H263V248L261 247V250L259 249V251H258V256H254V255H256V253L255 254H252V252L254 253V251L255 250H252L253 248H251V246H254L255 245V249H256V247L260 244L261 246H263L264 247V244L262 245V240L264 239V232L261 234V230H263L264 231V229H263V226H264V129H263V126H264V109H263V106H264V99H263ZM208 99V100H207ZM213 99V100H212ZM263 99V100H262ZM34 100V99H33ZM37 100V99H36ZM207 102H206V101ZM216 100V101H215ZM218 100V101H217ZM115 101V100H114ZM110 102L109 104H111V105H113L114 106V108H115V106L118 104V101H115V102ZM203 101V102H202ZM31 102H32V99H31ZM38 102V101H37ZM36 102V103H37ZM98 102H102V100L100 101H98ZM68 103V102H67ZM66 103V104H67ZM100 103H97V104H100ZM115 103V104H114ZM143 102H140L139 103V106H142L143 104H142ZM197 103V102H196ZM213 105H212V104ZM216 103V104H215ZM66 104H64L65 106H66ZM96 104V105H97ZM101 104H103V103H101ZM100 104V106L102 107V106H104V105H101ZM108 104V105H109ZM4 105H5V103H4ZM41 107H40V109L42 108V107H44V106H42V104H39ZM67 105H69V104H67ZM187 105V104H186ZM194 105V104H193ZM238 105V106H237ZM6 106V105H5ZM72 107H73V105H71ZM99 106V105H98ZM99 106V107H100ZM110 106V105H109ZM195 107H196V105H194ZM194 106H192V107H194ZM219 106V107H218ZM97 107V106H96ZM111 107V106H110ZM181 107H183L182 109H184L185 111H183V116H182V118H180V120L178 121V123H177V119L175 120L174 119V121H176L175 123H171L172 122V120L173 119H171V121H169V122H166V125L167 124H169V128L171 129V131L173 130V128H174V126L176 127V128H174V129H178V128H180L183 124H184V119H186L187 117L186 116H189V114H191L192 115V112H194L193 110V108H191V107H189L188 105H187V107L184 105V106H181ZM213 107V108H212ZM98 108V107H97ZM114 108L112 107V112H114V111H116V109L114 110ZM167 108V107H166ZM189 108V109H188ZM191 108V109H190ZM189 110V112H188V110ZM109 110H110V108H109ZM43 111V110H42ZM44 111H45V107H44ZM257 111V112H256ZM41 112V111H40ZM39 112V113H40ZM201 112V113H202ZM42 113V112H41ZM115 113V112H114ZM189 113V114H188ZM46 114V113H45ZM188 114V115H187ZM41 115V114H40ZM44 114H42V116H40V118L41 117H43L44 119H42L41 118V120L42 121H44L45 122V119L47 118V116L45 117V116H43ZM238 115H239V113H238ZM241 115V114H240ZM69 116V114L66 116V119H67V117ZM255 116V117H256ZM260 116V117H259ZM37 117H39L38 115H37ZM186 117V118H185ZM239 117V116H238ZM241 117V116H240ZM69 118V117H68ZM184 118V119H183ZM243 118V117H242ZM37 119V121L38 120H40V119H38V118H36ZM38 121V122H42V121ZM48 120V119H47ZM46 120V122H45V127H47V125H49L47 122H49V121H47ZM101 119L100 118H98L96 121H100ZM37 121H36V123H37ZM173 121V122H174ZM220 121V120H219ZM23 122V121H22ZM213 122V123H214ZM253 122V123H252ZM46 123H47V125H46ZM97 123V122H96ZM247 123H248V125H247ZM255 123V124H254ZM215 124V125H216ZM37 125H39V123H37ZM40 125H41V123H40ZM178 125V126H177ZM212 125H214V124H212ZM216 125V126H217ZM219 125H220V123H219ZM255 125H256V127H255ZM42 126H44V123H42ZM178 127V128H177ZM213 127V126H212ZM217 127H219V126H217ZM245 127V126H244ZM252 127V128H251ZM254 127L255 128H257V129H254ZM156 128V127H155ZM213 129H214V127H213ZM215 129H216V127H215ZM215 129H214V131H215ZM216 129V130H217ZM224 129V128H223ZM223 129H222V131H223ZM245 129H246V127H245ZM256 130H257V132H256ZM163 132H166L167 133V136H168V132H167V130H163L162 131V134L161 133H158V134H160V135H158L157 137H156V141L155 142H152L151 143V145L153 146V145H157L158 143L160 144H162L163 143V146L164 147H166L167 148V146H165V144H170V140H169V142L166 140V138H165V134H163ZM175 132H176V130H175ZM240 132V133H241ZM255 134H254V133ZM260 133V135H259V133ZM177 133V132H176ZM184 133V132H183ZM249 133V134H248ZM58 135H59V133H57ZM65 135H66V132L64 133ZM200 134H201V131H200ZM213 133L211 132V135H212ZM245 134V135H244ZM56 136V134H55V136H54V138H56V140H59L60 138L62 139V137H59V136ZM61 136L63 135V134H60ZM185 133H184V135L183 134H176L175 135V137L176 138H174L175 139V141L173 142H171L172 143V146H174L173 144H175V146L176 145H178V147L180 148L181 146H182V142H184V141H182V140H184L183 139V136L185 137ZM211 135H209L208 134V137L210 136L211 137ZM219 135V134H218ZM224 135V136H223ZM239 135V134H238ZM251 135V136H250ZM253 135V136H252ZM187 136L190 138V136H189V134H187ZM248 136V137H247ZM24 137H26V136H24ZM30 137V136H29ZM29 137H27V138H29ZM59 137V138H58ZM67 136H65V138H66ZM179 137V138H178ZM187 137V138H188ZM31 138V137H30ZM64 138V137H63ZM64 138V139H65ZM163 138H165V140L163 139ZM177 138H178V140H177ZM187 138H186V141H188L187 140ZM259 138V139H258ZM159 139V140H158ZM181 139V140H180ZM210 139L212 140V141H210ZM224 139H226V140H224ZM242 139V140H241ZM253 139V140H252ZM55 140V139H54ZM190 140V139H189ZM207 140V141H206ZM209 140V141H208ZM213 140H214V142H213ZM232 140V141H231ZM26 141V140H25ZM28 141H29V139H28ZM154 141V140H153ZM168 142V143H165L164 144V142ZM178 141V142H177ZM247 141V142H246ZM255 141H257V142H255ZM27 142V141H26ZM56 142V141H55ZM58 143L59 142H61L60 140L59 141H57ZM191 142V140L189 141V143ZM210 142V143H209ZM226 142H227V144H226ZM230 142V143H229ZM238 142V143H237ZM249 142V143H248ZM254 142V143H253ZM29 142H27L26 144H28ZM57 143V144H58ZM62 143V142H61ZM181 143V144H180ZM192 143V142H191ZM190 143V144H191ZM208 143H209V145H208ZM187 144V145H186ZM211 144V145H210ZM223 144V145H222ZM226 144V145H225ZM257 144V145H256ZM60 145V144H59ZM63 145V144H62ZM61 145V146H62ZM183 145H186V146H188V143H183ZM235 145V146H234ZM162 146V145H161ZM162 146V147H163ZM171 145H169L168 146V148L167 149H169L170 150V148L172 147ZM218 146V147H217ZM226 146V147H225ZM1 147V146H0ZM177 147V146H176ZM183 147H185V146H183ZM183 147H181L180 149H183ZM220 147V148H219ZM234 147V148H233ZM63 148V147H62ZM166 148H165V151H163V152H166L167 150H166ZM178 148V149H179ZM188 148H190V147H187V149ZM260 148V149H259ZM3 149H4V147H3ZM211 149V150H210ZM214 149V150H213ZM232 149V150H231ZM237 149V150H236ZM2 150V149H1ZM1 150H0V153L2 154L3 152H1ZM162 150H164V149H162ZM168 150V151H169ZM215 150H216V152H215ZM254 150V151H253ZM167 151V152H168ZM224 151V152H223ZM230 151V152H229ZM7 152V151H6ZM5 152V153H6ZM185 152V151H184ZM215 152V153H214ZM228 152V153H227ZM232 152V153H231ZM214 153V154H213ZM234 153V154H233ZM0 154V155H1ZM4 154V153H3ZM8 154V153H7ZM180 154H184L183 152L182 153H180ZM180 154H178V155H180ZM186 154V153H185ZM197 154V153H196ZM203 154V155H202ZM216 154H218V155H216ZM8 155H10V154H8ZM165 155V154H164ZM167 156H168V154H166ZM190 155V154H189ZM189 155H187V156H189ZM214 155V156H213ZM5 156V154L2 156V157H4ZM217 156V157H216ZM9 156H7V158H8ZM12 158L14 157L13 155L11 156ZM180 157H181V155H180ZM199 157V158H198ZM6 158V159H7ZM10 158V157H9ZM11 158V159H12ZM210 158V159H209ZM215 158V159H214ZM1 159V158H0ZM190 159V160H189ZM213 159H214V161H213ZM3 160V159H2ZM8 160V159H7ZM6 160V161H7ZM10 160V159H9ZM181 160H182V162H181ZM187 160V161H186ZM189 160V161H188ZM195 160V161H194ZM198 160V161H197ZM203 160V161H202ZM4 161V160H3ZM11 162H13L12 160H10ZM9 161V162H10ZM181 162V163H180ZM200 162V163H199ZM8 163V162H7ZM36 163V162H35ZM38 163H39V161H38ZM38 163H37V165H38ZM56 163V162H55ZM194 163V164H193ZM198 163V164H197ZM5 164H6V162H5ZM8 165V164H7ZM6 165V166H7ZM11 165V164H10ZM9 165V166H10ZM36 165V164H35ZM57 166H58V164H56ZM52 166V169L50 168L49 170L52 172L53 171V176H55V177H57V176H59V178H63L64 176H62V174H60V175H58V174H56V173H60V170H59V166L57 167V166ZM14 166V165H13ZM196 166V167H195ZM12 167V166H11ZM182 167V168H181ZM10 168V167H9ZM193 168V169H192ZM198 168H199V170H198ZM205 168V169H204ZM196 169V170H195ZM229 169V170H228ZM35 170V169H34ZM59 170V171H58ZM168 170V171H167ZM173 170V171H172ZM181 170V171H180ZM13 171V170H12ZM168 172V174L166 173V172ZM179 171V172H178ZM232 171V172H231ZM56 172V173H55ZM13 173H14V171H13ZM34 173V172H33ZM175 173V174H174ZM177 173H178V175H177ZM230 173V174H229ZM52 174V173H51ZM163 174H164V176H163ZM172 174H173V176H172ZM232 174V175H231ZM261 174V175H260ZM161 175V176H160ZM203 175H205V176H203ZM216 175V176H215ZM223 175V176H222ZM241 175V176H240ZM159 176V177H158ZM209 176V177H208ZM164 179H163V178ZM174 177V178H173ZM176 177H177V179H176ZM212 177V178H211ZM160 178V179H159ZM196 178L198 179V180H196ZM210 178V179H209ZM217 178V179H216ZM226 178V179H225ZM239 178V179H238ZM258 178V179H257ZM263 178V179H262ZM163 179V180H162ZM151 180V179H150ZM156 180H157V182H156ZM160 180V181H159ZM192 180V181H191ZM202 180V181H201ZM219 180V181H218ZM233 180V181H232ZM162 181V182H161ZM187 181V182H186ZM197 181V182H196ZM199 181V182H198ZM208 181V182H207ZM218 181V182H217ZM226 181V182H225ZM153 184H152V183ZM170 182H171V184H170ZM257 184H256V183ZM260 182V183H259ZM167 183V184H166ZM191 183V184H190ZM197 183V184H196ZM228 183H229V185H228ZM255 183V184H254ZM146 184V185H145ZM169 184V185H168ZM178 184V185H177ZM190 184V185H189ZM194 184V185H193ZM210 184V185H209ZM246 184V185H245ZM163 185V186H162ZM164 185H166V187H164ZM250 185V186H249ZM255 185V186H254ZM262 185H263V187H262ZM143 186V187H142ZM175 186V187H174ZM191 186V187H190ZM216 186V187H215ZM260 186V187H259ZM149 187V188H148ZM181 187V188H180ZM211 187V188H210ZM223 187V188H222ZM142 188V189H141ZM147 188V189H146ZM155 188V189H154ZM178 188V189H177ZM185 188V189H184ZM189 188V189H188ZM194 188V189H193ZM205 188V189H204ZM208 188V189H207ZM239 188V189H238ZM263 188V189H262ZM138 189V190H137ZM153 191H152V190ZM157 189V190H156ZM183 189V190H182ZM188 189V190H187ZM200 189V190H199ZM212 189V190H211ZM196 190V191H195ZM198 190V191H197ZM238 190V191H237ZM137 191H139V192H137ZM151 191V192H150ZM157 191H159V192H157ZM163 191V192H162ZM165 191V192H164ZM232 191V192H231ZM150 192V193H149ZM153 192V193H152ZM155 192V193H154ZM176 192V193H175ZM179 192V193H178ZM186 192V193H185ZM220 192V193H219ZM242 194H241V193ZM136 193V194H135ZM149 193V194H148ZM163 193V194H162ZM166 193V194H165ZM170 193V194H169ZM182 193V194H181ZM184 193H185V195H184ZM190 194V196H189V194ZM203 193V194H202ZM228 193V194H227ZM236 193V194H235ZM245 193V194H244ZM130 194V195H129ZM139 194V195H138ZM142 194V195H141ZM144 194V195H143ZM153 194V195H152ZM156 194H157V196H156ZM159 194H160V196H159ZM174 196H173V195ZM224 194V195H223ZM226 194V195H225ZM240 194V195H239ZM248 194V195H247ZM162 195V196H161ZM188 195V196H187ZM192 195V196H191ZM233 195V196H232ZM121 196H123V195H121ZM148 196H150V197H148ZM174 198H173V197ZM200 196V197H199ZM240 196V197H239ZM252 196V197H251ZM263 196V197H262ZM136 197V198H135ZM152 197V198H151ZM156 197V198H155ZM162 197H164V198H162ZM179 197V198H178ZM186 197V198H185ZM214 197V198H213ZM225 197V198H224ZM244 197H246V198H244ZM254 197H256V198H254ZM128 198V199H127ZM144 198V199H143ZM162 198V199H161ZM187 198H190V199H187ZM193 198H194V200H193ZM200 198V199H199ZM204 198V199H203ZM229 198V199H228ZM248 198V199H247ZM261 198V199H260ZM132 199V200H131ZM143 199V200H142ZM147 200V202H146V200ZM149 199V200H148ZM151 199V200H150ZM170 200V202H169V200ZM185 199V200H184ZM228 199V200H227ZM236 200V202H234L235 200ZM244 199V200H243ZM246 199V200H245ZM154 200H155V202H154ZM156 200H158L159 201V203H158V201H156ZM162 200V201H161ZM211 200V201H210ZM232 200H234V201H232ZM241 202H240V201ZM249 200V201H248ZM259 200H260V202H259ZM119 201V202H118ZM144 201V202H143ZM153 201V202H152ZM164 201V202H163ZM192 201H194V202H192ZM226 201V202H225ZM255 201V202H254ZM135 202V203H134ZM141 202H142V204H141ZM146 202V203H145ZM173 203V205H170V203ZM184 202H185V205H184ZM187 202V203H186ZM214 202V203H213ZM220 202V203H219ZM229 202V203H228ZM131 203V204H130ZM151 203V205H149ZM155 203V204H154ZM162 203H163V205H162ZM171 203V204H172ZM197 203V204H196ZM200 203V204H199ZM228 203V204H227ZM237 204V205H235V204ZM262 203V204H261ZM118 204V205H117ZM154 204V205H153ZM156 204H158V205H156ZM177 204V205H176ZM188 206H187V205ZM249 204V205H248ZM116 207H115V206ZM133 205V206H132ZM138 205V206H137ZM144 205V206H143ZM149 205V206H148ZM153 205V206H152ZM155 205H156V207H155ZM160 205H161V207H160ZM168 205H169V207H168ZM179 205L181 206V208L180 209H178L179 208ZM192 205V206H191ZM198 205V206H197ZM201 205V206H200ZM244 205V206H243ZM260 205V206H259ZM142 206V207H141ZM167 207V209H170L171 207L173 208V209H171V211L173 210H175L174 212H170V210H166V211H162V213L159 211L160 210V208H162V207ZM176 206H178V207H176ZM183 206H184V208L186 207V209H183ZM204 206V207H203ZM216 206H219V207H216ZM228 206H229V208H228ZM247 206V207H246ZM112 207V208H111ZM125 207H126V209H125ZM129 207V208H128ZM145 207H147V208H145ZM154 207L155 208H157L155 211H154ZM162 208L163 210L165 209V208ZM194 207V208H193ZM195 207H197V208H195ZM111 208V209H110ZM113 208H115V209H113ZM117 208H119V209H117ZM145 208V209H144ZM151 208V209H150ZM191 208V209H190ZM200 208V209H199ZM205 208V209H204ZM124 209V210H123ZM133 209H135V210H133ZM149 209V210H148ZM161 209V210H162ZM188 209V210H187ZM190 209V210H189ZM208 209V210H207ZM225 209V210H224ZM230 209V210H229ZM234 209V210H233ZM248 209V210H247ZM251 209V210H250ZM258 209V210H257ZM108 210H109V212H108ZM122 210V211H121ZM127 210V211H126ZM131 210H133V211H131ZM145 210V211H144ZM176 210H178L179 212H176ZM180 210H182V212L180 211ZM194 210V211H193ZM196 210V211H195ZM199 210V211H198ZM222 210V211H221ZM241 212H240V211ZM244 210V211H243ZM246 210V211H245ZM261 210V211H260ZM118 211V212H117ZM141 211V212H140ZM142 211H143V213H142ZM152 211V212H151ZM157 211V212H156ZM169 211V212H168ZM200 212V213H198V212ZM204 211V212H203ZM211 211V212H210ZM216 211V212H215ZM234 211V212H233ZM105 212V213H104ZM126 212V213H125ZM129 212V213H128ZM132 212V213H131ZM135 212V213H134ZM138 212H140V213H138ZM187 212H188V214H187ZM207 212V213H206ZM223 212V213H222ZM226 212V213H225ZM237 212V213H236ZM258 212V213H257ZM105 215H104V214ZM112 213V214H111ZM117 213V214H116ZM125 213V214H124ZM148 213L150 214V215H148ZM153 213V214H152ZM170 214V216H168L169 214ZM192 213V214H191ZM198 213V214H197ZM232 213V214H231ZM246 213V214H245ZM260 213V214H259ZM111 214V215H110ZM130 214V215H129ZM133 214V215H132ZM135 214V215H134ZM143 214V215H142ZM155 214V215H154ZM168 214V215H167ZM180 214V215H179ZM206 214V215H205ZM213 214V215H212ZM107 215V216H106ZM126 215V216H125ZM128 215V216H127ZM158 217H157V216ZM177 217H176V216ZM188 215V216H187ZM249 215V216H248ZM252 215V216H251ZM117 216V217H116ZM123 218H122V217ZM131 216V217H130ZM133 216V217H132ZM139 216V217H138ZM154 216V217H153ZM191 216V217H190ZM199 216V217H198ZM202 216H204V217H202ZM233 218H232V217ZM102 217V218H101ZM105 217V218H104ZM124 217H126V218H124ZM143 217V218H142ZM149 217V219H147ZM158 219H157V218ZM168 217H170V218H168ZM183 217V218H182ZM197 217V218H196ZM216 217V218H215ZM223 217V218H222ZM250 217V218H249ZM254 217V218H253ZM256 217V218H255ZM259 217V218H258ZM119 218V219H118ZM152 220H154L153 218H155V221H154V223H153V221H151V219ZM220 218V219H219ZM102 219V220H101ZM110 219V220H109ZM156 219H157V221L159 222V220L161 219V221H160V223H158V222H156ZM198 219V220H197ZM225 219V220H224ZM227 219V220H226ZM232 219V220H231ZM236 219V220H235ZM257 219H258V221H257ZM260 219V220H259ZM90 220H91V222H92V220H94L95 222H96V224L97 225H99V223L100 222H102V223H100V226L98 227L96 224H95V226L93 225L91 228L89 227V223L91 224V222H90ZM148 220V221H147ZM175 222H174V221ZM193 220V221H192ZM88 221H89V223H88ZM115 221V222H114ZM150 221V222H149ZM200 221V222H199ZM95 222H93L92 224H94ZM110 222V223H109ZM128 222V223H127ZM134 222V223H133ZM141 222H142V224L143 225H141ZM145 222V223H144ZM147 222H148V224H147ZM152 222V223H151ZM156 222V223H155ZM230 222V223H229ZM242 222V223H241ZM245 222V223H244ZM112 223V224H111ZM130 223V224H129ZM170 223V224H169ZM174 223H176V224H174ZM192 223V224H191ZM232 223V224H231ZM241 223V224H240ZM82 224V225H81ZM83 224H85V226H86V224H88L87 225V229L88 228H90V230H87V229H85V231L84 232H86V230H87V232L88 231H90V232H88L87 234L85 233V234H83L84 232H83V229H84V227H83ZM91 224V225H92ZM102 224V225H101ZM106 224V225H105ZM107 224H109V225H107ZM125 224H126V226H125ZM134 224V225H133ZM151 224H154L153 226H154V228H152L151 226ZM155 224H157L156 226H155ZM180 224V225H179ZM183 224H184V226H183ZM222 224H223V226H222ZM227 224V225H226ZM229 224V225H228ZM245 224V225H244ZM128 225V226H127ZM130 225H131V227H130ZM151 225V226H150ZM163 225V224H162ZM196 225V226H195ZM199 225H200V227H199ZM248 225V226H247ZM74 226V227H73ZM78 226H80L79 228H78ZM81 226H82V228H81ZM96 226L99 228V229H97L96 228ZM121 226H123V227H121ZM138 226V227H137ZM193 226V227H192ZM107 227V228H106ZM136 227V228H135ZM148 228V229H145V228ZM160 227H162L161 225H160ZM160 227H158L159 229H161ZM174 227V228H173ZM181 227V228H180ZM190 227H192V228H190ZM197 227V228H196ZM245 227V228H244ZM250 227H251V229H250ZM260 227V228H259ZM68 229V228H70V230L68 229V231L66 230V229ZM78 228V229H77ZM103 228V229H102ZM124 228H126L125 229V231L123 230ZM129 228V229H128ZM133 228V229H132ZM144 228V229H143ZM149 228H151L152 230H149ZM188 228V229H187ZM223 228V229H222ZM259 228V229H258ZM61 229V230H60ZM77 229V230H76ZM80 229H82V230H80ZM94 231H93V230ZM96 229V230H95ZM132 229V230H131ZM154 229V230H153ZM158 229V230H159ZM187 229V230H186ZM249 229V230H248ZM66 231V232H63V231ZM80 230V231H79ZM120 230V231H119ZM134 230V231H133ZM136 230V231H135ZM146 230H149V231H146ZM185 230V231H184ZM245 230V231H244ZM51 231L53 232V233H51ZM72 231V232H71ZM78 231V232H77ZM97 231V232H96ZM151 231H154L153 233H154V235H150V233H151ZM160 231V230H159ZM182 231V232H181ZM197 231V232H196ZM241 231V232H240ZM248 231V232H247ZM251 231V232H250ZM70 232V233H69ZM100 232V233H99ZM105 232V233H104ZM109 232V233H108ZM141 232V233H140ZM167 232V233H168ZM243 232V233H242ZM94 233V234H93ZM116 233H118V234H116ZM130 233V234H129ZM144 235H143V234ZM159 233L160 232H158V233H156V234H158L159 235ZM172 233V234H171ZM189 233V234H188ZM260 233V234H259ZM49 234V235H48ZM66 234V235H65ZM79 234H80V236H79ZM111 234V235H110ZM125 234V235H124ZM135 234V235H134ZM152 234V233H151ZM178 234V235H177ZM185 234H186V236H185ZM191 234H193V235H191ZM218 234V235H217ZM239 234H241V235H239ZM244 234V235H243ZM70 235V236H69ZM84 235L86 236V237H84ZM89 235V236H88ZM103 235V236H102ZM109 235V236H108ZM150 235V236H149ZM171 235V236H170ZM188 235V236H187ZM240 237H239V236ZM249 237H248V236ZM254 235H256V237L254 236ZM259 235V236H258ZM261 235H263V238H262V236ZM83 236V237H82ZM131 236V237H130ZM134 236V237H133ZM148 238H147V237ZM151 236H152V238H155V240L153 239L152 241H153V243L152 242H150L151 241ZM243 236V237H242ZM252 236H253V239H252ZM95 237V238H94ZM101 237V238H100ZM102 237H104V239L102 238ZM108 237V238H107ZM119 237V238H118ZM126 239H125V238ZM145 237V238H144ZM182 237V238H181ZM262 238V239H260V238ZM44 238V239H43ZM59 238V239H58ZM91 238V239H90ZM94 238V239H93ZM99 238V239H98ZM106 238V239H105ZM128 238V239H127ZM137 238V239H136ZM143 240H142V239ZM147 238V239H146ZM159 238V237H158ZM169 238H168V241H169ZM235 238V239H234ZM239 238H242L241 240H239ZM246 238V239H245ZM249 238H251L250 240H248ZM259 239L258 240V242L256 241L257 239ZM184 239H185V244L184 243H182V242H184ZM245 239V240H244ZM60 240V241H59ZM75 240V241H74ZM77 240V241H76ZM99 240V241H98ZM105 240V241H104ZM123 240V241H122ZM144 242V243H142V241ZM146 240V241H145ZM150 240V241H149ZM158 242H157V241ZM174 240V241H173ZM244 240V241H243ZM251 240H253L252 242L253 243H256V244H252V242H250ZM44 241V242H43ZM80 241H81V244H79L80 243ZM115 241H117V242H115ZM120 241V242H119ZM149 241V243H147L148 245H146L145 243L146 242H148ZM191 241L193 242L192 244H191ZM235 241V242H234ZM245 242V243H243V242ZM261 241V243H259ZM67 242V243H66ZM99 242V243H98ZM130 244H129V243ZM154 242H155V245H154ZM179 242H181V243H179ZM240 242V243H239ZM34 243V244H33ZM57 243V244H56ZM88 243V244H87ZM142 244V247L146 250H144L142 247H141V244ZM151 243V245H150V247H149V244ZM187 243V244H186ZM249 244V243H251V244H249V245H247V244ZM259 243V244H258ZM263 243H264V241H263ZM33 244V245H32ZM59 244V245H58ZM100 244V245H99ZM117 244V245H116ZM123 245V246H120V245ZM132 244V245H131ZM137 244V245H136ZM171 244V245H172ZM177 244H179V246L177 245ZM181 244V245H180ZM244 244V245H243ZM47 245V246H46ZM174 245H172V246H174ZM189 245V246H188ZM192 245V246H191ZM243 245V246H242ZM257 245V246H256ZM260 245H259V248H260ZM32 246V247H31ZM45 246V247H44ZM111 246V247H110ZM113 246H114V249H113ZM139 246V247H138ZM145 246V247H144ZM154 246V247H153ZM158 247H159V245H157ZM161 246V245H160ZM240 246V247H239ZM245 246H247V247H245ZM28 247V248H27ZM30 247V248H29ZM103 247V248H102ZM106 247V248H105ZM122 247V248H121ZM125 247V248H124ZM132 247V248H131ZM153 247V248H152ZM198 247V248H197ZM200 247V248H199ZM235 249H233V248ZM247 248V249H249V251H250V255H249V252L246 254V252L248 251L247 249H243V248ZM39 248V249H38ZM111 248V249H110ZM136 248V250H137V248H138V250L137 251H135L134 249ZM148 248V249H147ZM151 248V249H150ZM160 248V247H159ZM184 248V247H183ZM197 248V249H196ZM104 249V250H103ZM113 249V250H112ZM117 249H119V250H117ZM124 249V251H122ZM129 249V250H128ZM228 249H230V250H228ZM231 249H233V250H231ZM247 250L245 253L242 251V250ZM257 249H258V247H257ZM38 250V251H37ZM43 250V251H42ZM103 250V251H102ZM107 250H109L108 252H107ZM127 250V252H125ZM133 250V251H132ZM195 252H194V251ZM198 250V251H197ZM238 251V253H237V251ZM40 251V252H39ZM47 251V252H46ZM129 251V252H128ZM189 251V252H188ZM36 254H35V253ZM44 252V253H43ZM101 252V253H100ZM103 252H105L106 253V255L103 253ZM112 254H111V253ZM122 254H121V253ZM132 252H135V253H132ZM146 252V253H145ZM152 252H150V254L152 253ZM194 252V253H193ZM200 252V253H199ZM233 252V253H232ZM244 253V255L242 254V253ZM0 253H2V252H0ZM8 253V252H7ZM10 253V252H9ZM114 253V254H113ZM124 253V254H123ZM137 253V254H136ZM145 253V254H144ZM190 253V254H189ZM228 255H227V254ZM98 254V255H97ZM116 254V255H115ZM118 254V255H117ZM140 256H139V255ZM198 254V255H197ZM239 256H237V255ZM264 254V253H263ZM29 255V256H28ZM37 255V256H36ZM103 257H102V256ZM130 255V256H129ZM133 255V256H132ZM135 255V256H134ZM200 255V256H199ZM230 255H231V257H230ZM236 255V256H235ZM247 255V256H246ZM22 256V257H21ZM104 256H105V258H104ZM108 256V257H107ZM112 256V257H111ZM114 256H116V257H114ZM119 256H122V257H119ZM125 256V257H124ZM126 256H129L128 258L126 257ZM245 256H246V260H245ZM250 256V257H249ZM252 256H253V258L255 259H253L252 258ZM12 257H14V258H12ZM56 257V258H55ZM67 257V258H66ZM100 257V258H99ZM121 259H119V258ZM133 258V259H131V258ZM232 257H233V259H232ZM237 257V258H236ZM243 257V258H242ZM2 258V259H1ZM5 258V259H4ZM25 258V259H24ZM75 259V261H73L74 259ZM95 258V259H94ZM105 259V260H103V259ZM136 260H135V259ZM235 258V259H234ZM239 258V259H238ZM252 260H251V259ZM15 259V260H14ZM112 259V260H111ZM21 260V261H20ZM26 260V261H25ZM34 260V261H33ZM37 260V261H36ZM40 260V261H39ZM88 260H90V261H88ZM92 260V261H91ZM104 262H103V261ZM116 260V262H114V261ZM117 260H119V262L117 261ZM124 260V261H123ZM128 260V261H127ZM131 260V261H130ZM241 260V261H240ZM260 260V261H259ZM9 261H10V263H9ZM14 261H15V263H14ZM19 261V262H18ZM107 261V262H106ZM127 261V262H126ZM136 261V262H135ZM18 262V263H17ZM29 262V263H28ZM49 262V263H48ZM76 262V263H75ZM121 262V263H120ZM126 262V263H125ZM196 262H194V264H197ZM236 262V263H235ZM247 262V263H246ZM252 262V263H251ZM256 262V263H255ZM264 263V262H263ZM138 264V263H137Z\"/></svg>",
    "mask_w": 264,
    "mask_h": 264
}]
</instances>
